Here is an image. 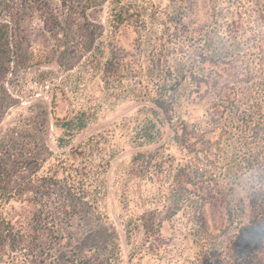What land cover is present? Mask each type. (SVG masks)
I'll return each mask as SVG.
<instances>
[{"label":"rangeland","instance_id":"obj_1","mask_svg":"<svg viewBox=\"0 0 264 264\" xmlns=\"http://www.w3.org/2000/svg\"><path fill=\"white\" fill-rule=\"evenodd\" d=\"M120 8L129 23L114 31ZM0 26L21 46L0 43V149L10 162L31 159L0 204V264L245 259L257 178L230 108L264 113V0H0ZM115 48L122 70L107 84ZM164 92L170 120L155 105ZM181 124L200 136L194 151L176 137ZM143 152L157 156L138 176ZM203 166L210 194L188 198L147 238L144 214L160 220L174 176ZM230 216L241 221L228 229Z\"/></svg>","mask_w":264,"mask_h":264},{"label":"trees","instance_id":"obj_2","mask_svg":"<svg viewBox=\"0 0 264 264\" xmlns=\"http://www.w3.org/2000/svg\"><path fill=\"white\" fill-rule=\"evenodd\" d=\"M94 0H86V5L91 6ZM129 15L126 10L120 8L111 22L114 31L118 30L120 26H128ZM16 34L9 33L3 26H0V43L7 42V48L11 45H17L21 48L19 40H14ZM13 43H8L9 41ZM0 53H3L0 49ZM6 53V52H4ZM123 56L118 49L111 52V57L107 60L104 66V79L108 84L110 80L120 76L122 70ZM172 96H168V92L160 93L155 100V105L160 109L168 120L171 119L172 114ZM223 106H220L222 108ZM231 110H234L237 127L242 129L240 134L249 135L251 142L247 152V159L245 161L247 168L250 171L256 172V180L252 182L249 193V204L251 207V215L247 226L244 228V239L246 255L244 260L235 258L234 255L230 257L227 264H264V113L257 115L248 114L247 110H241L236 106L235 102ZM225 110V108H224ZM68 126V125H67ZM66 126V127H67ZM178 141L188 150L194 151L199 144L200 136L197 130H190L185 124L178 125L175 130ZM0 149V204L6 202L8 198H13L8 192L7 182L14 175L17 169L21 166L30 164L31 159L19 158L16 162H10L2 155ZM157 154L154 152L138 153L133 163L135 165V173L138 176H145L148 169L151 167L153 160ZM20 161V162H19ZM20 165L19 167L16 165ZM24 166V167H25ZM208 170L205 166L197 168L196 172H190L183 169L178 171L173 179V190L171 196V204L166 214L159 220L158 214L155 211H150L142 217V228L147 238H151L158 231V226L161 222L172 219L181 210L182 204L192 198L199 196L200 198L210 194L208 190L212 186V182L208 181ZM206 177V179H205ZM200 191V194H197ZM207 193V194H206ZM212 193V192H211ZM201 227L204 229L203 234L210 239L216 240L218 235L209 232V226L204 214L200 218ZM241 220L230 216L228 222V229L235 225L237 226ZM223 233V232H221Z\"/></svg>","mask_w":264,"mask_h":264}]
</instances>
